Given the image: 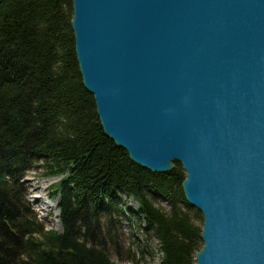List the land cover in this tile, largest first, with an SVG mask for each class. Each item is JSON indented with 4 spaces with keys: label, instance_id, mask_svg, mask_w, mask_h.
<instances>
[{
    "label": "water",
    "instance_id": "95a60500",
    "mask_svg": "<svg viewBox=\"0 0 264 264\" xmlns=\"http://www.w3.org/2000/svg\"><path fill=\"white\" fill-rule=\"evenodd\" d=\"M71 6L104 134L151 173L181 165L203 219L194 264H264V0Z\"/></svg>",
    "mask_w": 264,
    "mask_h": 264
},
{
    "label": "trees",
    "instance_id": "16d2710c",
    "mask_svg": "<svg viewBox=\"0 0 264 264\" xmlns=\"http://www.w3.org/2000/svg\"><path fill=\"white\" fill-rule=\"evenodd\" d=\"M71 17V0L0 4V264H115L122 196L137 203L160 264H194L201 230L186 211L181 166L151 173L104 134L82 85ZM33 169L60 178V231L46 230L29 207L23 180Z\"/></svg>",
    "mask_w": 264,
    "mask_h": 264
},
{
    "label": "rangeland",
    "instance_id": "374dc122",
    "mask_svg": "<svg viewBox=\"0 0 264 264\" xmlns=\"http://www.w3.org/2000/svg\"><path fill=\"white\" fill-rule=\"evenodd\" d=\"M59 179L47 177L42 169H33L27 172L23 180L27 189L26 200L29 207L37 215V219L46 230L60 231L57 215L55 214L58 210L56 206H52L54 202L58 203V197L54 198L53 188L54 183ZM153 204L164 212L169 211V206L162 200H155ZM118 208L121 211L118 220L122 234L120 239L122 240V251H120L121 256H117L113 250L110 251L111 261L115 264H160L162 254L158 251V242L154 236L146 232V225L142 218L135 213L137 203L132 198L122 196ZM186 211L188 216L190 215L192 224L202 230L203 219L201 214L191 206ZM196 212L198 215L195 214ZM131 255H134L135 258L133 259Z\"/></svg>",
    "mask_w": 264,
    "mask_h": 264
},
{
    "label": "bare ground",
    "instance_id": "6f19581e",
    "mask_svg": "<svg viewBox=\"0 0 264 264\" xmlns=\"http://www.w3.org/2000/svg\"><path fill=\"white\" fill-rule=\"evenodd\" d=\"M184 174V173H183ZM57 202H54L52 206H56ZM56 215H58V212H55ZM197 254V253H196Z\"/></svg>",
    "mask_w": 264,
    "mask_h": 264
}]
</instances>
